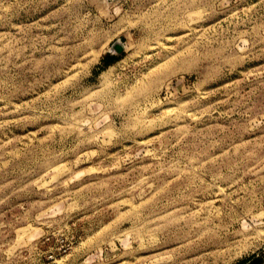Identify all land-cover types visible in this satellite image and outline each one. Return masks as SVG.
<instances>
[{
	"label": "rangeland",
	"instance_id": "obj_1",
	"mask_svg": "<svg viewBox=\"0 0 264 264\" xmlns=\"http://www.w3.org/2000/svg\"><path fill=\"white\" fill-rule=\"evenodd\" d=\"M0 264H264V0H0Z\"/></svg>",
	"mask_w": 264,
	"mask_h": 264
},
{
	"label": "water",
	"instance_id": "obj_2",
	"mask_svg": "<svg viewBox=\"0 0 264 264\" xmlns=\"http://www.w3.org/2000/svg\"><path fill=\"white\" fill-rule=\"evenodd\" d=\"M113 49H115L116 51H120L121 45L118 42H116L113 44Z\"/></svg>",
	"mask_w": 264,
	"mask_h": 264
},
{
	"label": "trees",
	"instance_id": "obj_3",
	"mask_svg": "<svg viewBox=\"0 0 264 264\" xmlns=\"http://www.w3.org/2000/svg\"><path fill=\"white\" fill-rule=\"evenodd\" d=\"M113 62H114V61H113ZM109 64H111V63H109ZM109 64H108V65H109Z\"/></svg>",
	"mask_w": 264,
	"mask_h": 264
}]
</instances>
